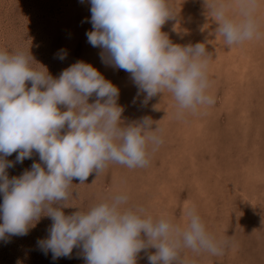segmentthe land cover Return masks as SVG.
Masks as SVG:
<instances>
[{"label":"rangeland","instance_id":"rangeland-1","mask_svg":"<svg viewBox=\"0 0 264 264\" xmlns=\"http://www.w3.org/2000/svg\"><path fill=\"white\" fill-rule=\"evenodd\" d=\"M167 3L174 16L161 32L181 46L204 43L208 52L202 58L205 92L213 103L195 110H178L167 89L145 103L146 94H138L130 73L107 58L102 61V50L85 35L92 30L89 0H0V50L30 52V66L39 71L44 66L54 78L76 61L89 63L119 89L122 126L148 117L156 127L160 143L149 144L146 166L110 161L84 183L73 178L62 202L66 215L122 192L126 207L143 208L154 220L166 218L183 230L192 208L220 251L193 250L181 241L176 264H264V0H256L253 13L257 34L232 45L216 30L217 18L203 0ZM222 3L230 19L242 18L239 0ZM61 50L67 53L63 60ZM96 99L93 94L88 102ZM16 155L5 157L13 164L6 168L9 179L34 161L40 163L35 151L22 162H16ZM51 223L42 216L26 235L0 240V264H85L80 248L55 260L51 252L41 251L37 241L47 237ZM141 238L146 239L143 233ZM155 251L150 246L141 250L136 264H149Z\"/></svg>","mask_w":264,"mask_h":264},{"label":"clouds","instance_id":"clouds-1","mask_svg":"<svg viewBox=\"0 0 264 264\" xmlns=\"http://www.w3.org/2000/svg\"><path fill=\"white\" fill-rule=\"evenodd\" d=\"M203 2L217 18L216 30L227 45L257 34L256 0H239V21L226 15L222 0ZM89 3L88 43L102 50V61L107 58L113 67L131 74L138 94H146L145 103L164 89L173 94L180 111L213 103L205 92V44L181 46L161 32L165 20L174 16L167 0ZM66 54L61 50L58 58ZM30 59V52L0 50V240L26 235L47 216L52 221L48 235L37 244L45 254L51 252L53 260L70 257L73 248H80L85 264H136V254L150 246L156 251L148 256L149 264H176L181 241L193 250L218 253L192 208L186 211L189 223L183 230L166 218L154 220L143 208L126 207L128 197L122 192L87 211L66 215L61 210L73 178L84 183L110 161L144 167L149 144L160 140L148 117L122 126L119 89L91 64L76 61L54 78L44 66V71L33 69ZM93 94L97 99L89 103ZM58 105L66 110L61 112ZM33 151L40 163L34 161L30 169L9 179L6 168L13 164L5 157L16 153V162H22Z\"/></svg>","mask_w":264,"mask_h":264},{"label":"bare ground","instance_id":"bare-ground-1","mask_svg":"<svg viewBox=\"0 0 264 264\" xmlns=\"http://www.w3.org/2000/svg\"><path fill=\"white\" fill-rule=\"evenodd\" d=\"M181 4V3H180ZM260 6V5H259ZM261 7V6H260ZM192 8V7H191ZM183 12V11H182ZM205 15V14H204ZM179 17V16H178ZM256 43V42H255ZM223 60V59H222ZM244 71V70H243ZM207 91V90H206ZM164 93V92H163ZM160 95V94H159ZM230 96V95H229ZM232 96V95H231ZM239 96V95H238ZM227 98V97H226ZM241 112V111H240ZM201 120V119H200ZM239 121V120H238ZM240 122V121H239ZM208 173V172H207Z\"/></svg>","mask_w":264,"mask_h":264}]
</instances>
